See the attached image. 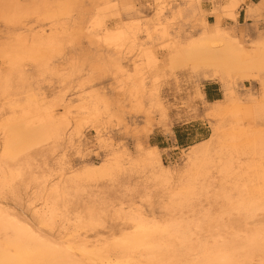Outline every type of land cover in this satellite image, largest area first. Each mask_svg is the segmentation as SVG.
Masks as SVG:
<instances>
[{
  "label": "rangeland",
  "instance_id": "1",
  "mask_svg": "<svg viewBox=\"0 0 264 264\" xmlns=\"http://www.w3.org/2000/svg\"><path fill=\"white\" fill-rule=\"evenodd\" d=\"M6 1L0 0V11ZM8 1L14 2L8 10L16 22L0 18V51L6 52L7 40L8 47L18 40L27 48L42 45L35 60L17 61L15 72L0 52L1 82L21 70L10 77L11 84L5 80L7 93L5 81L0 90V208L26 215L34 228L76 249L97 250L92 264H152L156 255L171 264H264V246H248L255 232L264 234V204L250 214L236 206L247 195L264 196L259 192L264 183V16L236 21L240 6L233 9L229 0ZM19 3L27 15H21ZM207 4L214 6L210 12ZM217 21L242 44L259 38L245 45L255 46L256 56L224 67L194 56L200 32ZM114 32L121 33L116 38ZM206 82L218 84L221 101L204 102ZM249 99L256 104L249 107ZM44 110L54 116L52 131L33 137L24 149H10L13 123L29 113L40 117ZM148 123L151 131L143 134ZM159 134L168 140L158 148L169 178L136 151L138 140L143 147L155 145ZM210 141V153L185 170L188 154ZM111 150L124 153L120 169L103 167L105 172L97 169L90 179L74 175L72 180L85 165L101 169ZM235 186L245 187L243 198ZM137 214L149 222L146 232L175 223L178 231L171 238L160 235L170 244L167 253L142 243L130 250H137L131 260L126 256L119 241L125 233L138 237L143 232L133 218ZM182 234L186 240H180ZM5 235L11 233L0 230L3 248Z\"/></svg>",
  "mask_w": 264,
  "mask_h": 264
},
{
  "label": "bare ground",
  "instance_id": "2",
  "mask_svg": "<svg viewBox=\"0 0 264 264\" xmlns=\"http://www.w3.org/2000/svg\"><path fill=\"white\" fill-rule=\"evenodd\" d=\"M3 1V0H1ZM6 1V0H4ZM8 1V0H7ZM6 1V4L4 3V9L3 7L2 10L3 11H0V18L1 20L2 19H6L7 21L11 20L12 17H14L15 15L13 14V11H11L10 9L15 8V5H14V2H7ZM98 1V0H97ZM157 1V0H156ZM230 1V5L233 7V9H236L237 7H239L245 0H229ZM30 2V1H29ZM39 3V2H37ZM45 3V1H44ZM18 4V3H17ZM20 4V3H19ZM27 4V2H26ZM32 4V2H31ZM35 4V3H34ZM47 4V3H45ZM1 5V4H0ZM22 4H20L19 6H21ZM3 6V5H2ZM19 6H16V8H18ZM27 6V5H26ZM45 6V5H44ZM24 5H22V7L19 9L20 12H21V15H22V12L24 13V15H27L28 13V10H26L25 8H23ZM46 7V6H45ZM5 8L7 11L10 10V12H7L5 11ZM8 8H10L8 10ZM33 8H35L33 6ZM15 10L14 12L18 11ZM1 10V9H0ZM14 10V9H13ZM30 10V9H29ZM49 10V9H48ZM41 11V10H40ZM161 11V10H160ZM159 11V13H160ZM233 11H237V10H233ZM8 15V13H12V16L10 17L11 14H9L7 17H6V14ZM20 12H18L20 14ZM35 12V11H34ZM38 12V10H37ZM35 12V13H37ZM40 13V12H39ZM234 13V12H233ZM264 0H260L258 1L257 3H254V4H247L246 5V8H245V18H246V21H250L256 17H259V16H264ZM34 16V15H32ZM9 17V18H8ZM27 17V16H26ZM29 17V16H28ZM8 18V19H7ZM16 17H14V21L16 20L15 19ZM260 18V17H259ZM12 19V20H13ZM5 20V21H6ZM11 20V21H12ZM236 20V19H235ZM3 21V20H2ZM16 22V21H15ZM20 21H18L19 23ZM204 22V21H203ZM17 23V24H18ZM5 24V23H4ZM22 24V23H21ZM12 25V24H11ZM24 25V24H23ZM55 25V24H54ZM204 26H207V23H204L203 24ZM4 26V25H3ZM14 26V25H13ZM21 26V25H20ZM7 27L9 28L8 26V23H7ZM16 27V26H15ZM22 27V26H21ZM25 28V27H23ZM209 28V27H208ZM27 29V28H26ZM24 29L23 32L26 30ZM10 30V29H9ZM29 30V29H28ZM51 30V29H50ZM7 31V30H6ZM20 31V29H19ZM41 31V30H40ZM14 32V31H13ZM22 32V31H21ZM22 32V33H23ZM29 31L25 32V33H28ZM51 32V31H50ZM54 32V31H53ZM119 32V31H118ZM31 33V32H29ZM115 33V32H114ZM121 33V32H120ZM120 33H115L116 35V38L117 36H119ZM137 33V32H136ZM202 35V37H199L197 39H199L200 43L198 44V47L200 48V50L198 51H193L194 52V56H198L204 60H206L207 62H209L210 64H213L215 66H219V67H224L226 65H228L229 63L231 62H242V61H246L248 62V60H250V58H246V57H253V56H256L255 54V46L252 47L251 49H248L245 47L246 44H250V43H254L256 42L259 38H256V39H252V41L250 43H246V44H242L240 43L239 41V36H235L233 34H235V32L228 28V29H224L222 28L221 26V23L219 21H217L215 24H212V27H210L209 29H204L202 32H200ZM18 34L20 33H17V38L21 39L22 36H18ZM24 34V33H23ZM52 34V33H51ZM50 34V35H51ZM8 35H12L11 33L8 34ZM7 35V36H8ZM22 35V34H21ZM37 35H38V32H37ZM37 35H35L37 37ZM50 35H48V37H50ZM134 35V34H133ZM199 35V36H200ZM5 36V35H4ZM28 36V35H27ZM25 35V38L27 37ZM40 36H42L40 34ZM137 36V35H136ZM15 36L13 38H16ZM52 37V36H51ZM107 37V36H106ZM112 37V35H111ZM133 37V36H131ZM8 38V37H7ZM24 38V36H23ZM22 38V39H23ZM29 38V37H28ZM42 38V37H41ZM113 40H114V37H112ZM110 38V40L112 39ZM134 38V37H133ZM168 38V37H167ZM40 39V38H39ZM44 39V38H43ZM195 39V38H194ZM196 40V42H198V40ZM202 39V40H201ZM264 39V38H263ZM2 40V39H1ZM14 40V39H13ZM42 40V39H41ZM134 40V39H133ZM193 40V39H192ZM31 41V39H30ZM48 40H46V43H43L45 45H49L47 43ZM50 41V40H49ZM136 41V40H135ZM194 41V40H193ZM4 42V41H3ZM10 42V40H9ZM12 42V41H11ZM10 42V44H11ZM15 42V40H14ZM24 43V40L22 41ZM21 41L18 40V42H16L17 44L15 46H13V44H11L13 46V48H11L10 46V49L9 47L7 46V44L9 45L8 43V40H7V43L4 45L6 46L4 50H6V52H2V50L0 52L3 53V55L1 56H4L5 58H7L6 60H9V64H14V67L12 66H9L11 68H14L12 71L15 72V64L17 69L19 68V60H22L24 62V58L28 57L30 58V60H35L37 57V53L39 52L37 50V48H40L39 46H41L42 44L39 43H33V46H31L30 48H27V46H24L23 43ZM133 42V41H132ZM195 42V41H194ZM192 42V43H194ZM13 43V42H12ZM51 43V42H49ZM135 43V42H134ZM15 44V43H14ZM190 44V43H188ZM197 44V43H196ZM216 44H219L218 46ZM2 45V44H1ZM0 45V46H1ZM135 45V44H134ZM192 45V44H190ZM2 46V47H4ZM188 46V45H187ZM7 47L9 50V52H7ZM26 47V48H25ZM188 49V48H187ZM186 49V50H187ZM191 49V47H190ZM54 50V49H53ZM119 50V49H118ZM44 51V50H43ZM0 53V54H2ZM121 53V52H120ZM119 53V54H120ZM196 54V55H195ZM12 56V58H11ZM192 56V55H191ZM192 56V57H194ZM259 56V55H257ZM24 60H23V59ZM27 58V59H28ZM33 58V59H31ZM197 58V57H196ZM41 59V58H40ZM199 59V58H198ZM2 60V59H0ZM5 61V60H4ZM12 63H11V62ZM18 61V63H16ZM120 61V60H119ZM42 64V63H41ZM23 65V64H22ZM22 65H20V67H22ZM47 65V64H46ZM117 65L119 66V63H117ZM8 66V65H7ZM121 66V65H120ZM20 69V68H19ZM23 69V68H22ZM118 69V68H117ZM122 69V68H121ZM10 70V71H11ZM8 70H6L5 73L8 74L7 72ZM20 73H21V70H19ZM18 71V72H19ZM13 72V73H14ZM17 72V71H16ZM17 72V74H18ZM4 73V72H3ZM19 73V74H20ZM16 74V73H14ZM12 75V73L10 72V74L8 75H11L9 76H5V80L8 79L7 81L11 84V80H10V77L12 76H19V74L17 75ZM21 75V74H20ZM214 77L218 78L219 80H222L223 83H226L224 77H222L221 75L219 74H212ZM211 75V76H212ZM1 76H4L0 73V79H1ZM4 78V77H2ZM21 78V76L19 77V79ZM2 80V79H1ZM0 80V90L2 89V85H4L3 89L6 90L7 86L8 85V82H6L4 79L3 81L1 82ZM5 81V83H4ZM4 83V84H3ZM2 89V91L4 92V90ZM9 89V88H8ZM8 89L5 91L6 93L8 92ZM10 90V89H9ZM4 94V93H3ZM99 97V96H98ZM82 98V97H81ZM101 98V97H100ZM228 99H233L232 98V93H228ZM96 101V100H95ZM97 102V101H96ZM217 103V102H215ZM247 103L249 104V107L250 106H253L254 104V101L249 99L247 101ZM254 108V107H253ZM46 110V109H45ZM43 111L42 114H40V117H35V115L33 116L31 113H29L28 117H23V118H20V120L18 119L17 122L13 123V129H12V133H11V136H12V145L10 144V149H14L15 151L17 149H24V146L25 144H27V142L32 139L33 137H39V135L41 134H47V133H50L52 131L51 127L53 126L54 124V116L53 114H51V112H48V111ZM48 110H52L51 109H48ZM28 113V112H27ZM53 113V112H52ZM34 114V113H33ZM27 115V114H26ZM24 115V116H26ZM56 119V118H55ZM64 119V118H63ZM119 120V119H118ZM16 121V120H15ZM61 121V120H60ZM64 121V120H63ZM63 121L61 123H63ZM66 121V120H65ZM77 121V120H76ZM149 121V120H148ZM37 124V129H30L29 126L31 124ZM67 123V122H66ZM55 125V124H54ZM145 126V125H143ZM151 124H147L143 130V134H147L148 132L151 131ZM53 128V127H52ZM78 128V127H77ZM60 131V130H59ZM141 132V131H140ZM139 133V132H138ZM142 134V135H143ZM138 136V135H137ZM139 139V138H137ZM261 139V138H260ZM254 141V140H253ZM256 141V139H255ZM254 141V142H255ZM258 141V139H257ZM256 141V142H257ZM262 141V140H261ZM141 142V141H140ZM139 142L138 140V143L136 144V151L138 153H140L141 157H142V160L149 166L151 167H158L160 169L161 172H165L167 174V168L164 167L161 163V158H160V151L159 149L156 147V146H153V145H149L147 147H143L142 144ZM263 142V141H262ZM213 146V141H210L204 145H202L201 147L199 148H196L194 149L193 151H191L189 154H188V159L186 160L187 163H186V166H185V170H190V169H194L196 168V165L198 163L201 162V160L203 159V157H205L206 155H208L211 151V148ZM260 147H261V144H260ZM253 148L254 145H253ZM9 149V145L7 147V150ZM256 149H258L256 147ZM256 149H253L254 151ZM261 149V148H259ZM258 149V151H259ZM262 150V149H261ZM13 151V150H12ZM121 151V150H120ZM37 153V152H36ZM30 154V153H29ZM28 154V155H29ZM33 154V153H32ZM35 154V153H34ZM33 154V155H34ZM122 155H124L123 152H117L115 150H111L110 152V157L107 158L103 161V163L101 164L102 167L101 169H99L98 165H85L83 166V168L79 171V173L77 174H73V181H74V175H76V179L78 177H82V179L84 178H88L90 179L91 176L95 173H97L98 170H103L104 168H106V172L107 171H110L111 168H114L115 169H120L121 167V164H120V159L122 158ZM37 156V155H36ZM35 156V157H36ZM32 157V156H31ZM28 159V158H27ZM29 159H34V158H30L29 156ZM2 161V160H1ZM5 161V160H4ZM29 161V160H28ZM27 162V160H26ZM32 162V161H31ZM24 163V162H23ZM1 164V163H0ZM29 165V164H28ZM100 165V166H101ZM17 166V165H16ZM24 166V164H23ZM104 167V168H103ZM108 167V168H107ZM18 168V167H17ZM110 168V170H109ZM254 168V167H253ZM98 169V170H97ZM113 169V170H115ZM261 169V167H260ZM95 170H97L95 172ZM164 170V171H162ZM167 172H166V171ZM263 171V170H262ZM95 172V173H94ZM99 172V171H98ZM102 172H105L104 170ZM232 173V176H233V172ZM263 173V172H262ZM162 174V173H161ZM169 174V172H168ZM166 175L167 177L166 178H169L168 176L169 175ZM236 174V173H234ZM96 175V174H95ZM162 178H164L165 174H162ZM229 175V174H228ZM238 175V174H236ZM90 177V178H89ZM250 177V176H249ZM71 178V177H70ZM237 178V177H236ZM81 179V178H80ZM78 178V180H80ZM165 179V178H164ZM260 180V176L258 178ZM166 180V179H165ZM168 180V179H167ZM166 180V181H167ZM262 181V180H261ZM249 182V181H248ZM254 184V183H253ZM237 186H235V188L233 189H237V191L239 190H243V188H245L244 186L242 188L239 187V190H238V187L236 188ZM91 190V189H90ZM240 191V195L239 197L243 198V191ZM259 190V189H258ZM92 191V190H91ZM188 191V190H187ZM95 192V191H94ZM191 192V191H189ZM259 192H264V183H263V186L261 187L260 191ZM96 193V192H95ZM98 193V191H97ZM239 193V192H238ZM245 193V192H244ZM251 194V192H250ZM259 193H257L258 195ZM253 198H250L248 197L249 195H247V199H243L241 200V202H239V204H237V208H241L243 209L245 212H250L252 213L253 211L255 212V210H259V209H262L263 207L262 204L264 203H261L262 200L264 199L262 197L261 194L258 195V197H261L259 198L261 200L255 196H253V194H251ZM261 195V196H260ZM98 196V194H97ZM95 197V196H94ZM238 197V198H239ZM249 198V199H248ZM256 199V200H259V201H256V200H253V199ZM239 200L237 199V202ZM1 206V205H0ZM264 206V205H263ZM6 208V207H5ZM5 208H0V230L4 231L5 233L6 232H10L11 233V236H4V239H3V245L4 243H6L7 247L6 248H3L1 247L0 245V264H92L94 263L92 261L91 258L95 257L96 255L93 254L92 252H97V250H94V251H89V250H86L84 247H81V248H74L73 246L69 245V242L65 243L63 240H61L60 238L57 239V238H54L52 237L53 235H47L45 234L42 229V231L40 229H36L34 228V226L32 225V223H30L31 221H29V219H26L24 218V216H21L19 215L18 213H15L14 212H9L10 209H5ZM11 211V210H10ZM21 212V211H20ZM90 212H93V211H89V214L92 216V214ZM138 213V212H137ZM249 213V214H250ZM37 215V213H35ZM88 214V216H89ZM34 215V216H36ZM87 217L88 219H93V217ZM95 217V215H93ZM37 217V216H36ZM33 218V217H32ZM31 218V219H32ZM35 218V217H34ZM134 220H136L139 224V229H143L142 231L143 232H140V234L137 233L138 237H132L131 235L132 234H123L124 238L123 240H118L119 241V245L121 247H123V250H124V253L126 254V256L128 258H130V255H134V253L137 251V250H132L130 251L131 249H134V246L136 249H138V246L142 248L143 245L142 243L145 245H147V247H156V249L158 250L157 253L160 254V253H167L168 251V247L170 246L168 240H162L160 238V235L161 234H166L168 235V237L174 235V233L178 230H176L177 228H175V223L174 225L173 224H165L163 227H160V228H155V229H151V231H147L149 228L147 226H145L146 224V220L144 219V217L141 215V214H137L135 216H133ZM30 219V220H31ZM37 219L41 222V223H46L44 222V218L41 216V215H38ZM35 220V219H34ZM94 220V219H93ZM93 220L91 222H89V224H91L93 222ZM36 221V220H35ZM96 221V220H94ZM36 223V222H35ZM149 223V222H147ZM34 224V223H33ZM37 224V223H36ZM151 224V223H150ZM153 224V223H152ZM151 224V226H152ZM39 226V225H38ZM150 226V225H149ZM36 227V226H35ZM137 227V228H138ZM42 228V227H40ZM137 230V231H138ZM136 229L134 232H137ZM51 234V232H48ZM136 234V233H135ZM134 234V235H135ZM255 236H259L257 238H259V240H261V242H256V237H251L249 240H248V246L249 247H254L256 248V246L258 247H261V246H264V234H261V233H258V232H255L254 233ZM8 235V234H7ZM179 236V235H178ZM122 237V238H123ZM121 238V239H122ZM171 238V237H170ZM180 240H186L185 236L182 234V236L180 237ZM155 242H154V240ZM151 240L153 242H151ZM170 241V239H169ZM181 242V241H180ZM183 242V241H182ZM259 243H262L263 245H259ZM5 247V246H4ZM146 247V248H147ZM145 248V247H144ZM143 248V249H144ZM170 250V248H169ZM171 250H172V246H171ZM128 251V252H127ZM155 251V250H154ZM173 251V250H172ZM171 252V251H169ZM219 252H222L224 253V251H219ZM122 253V254H124ZM205 253V252H204ZM122 257V256H121ZM224 259V258H223ZM129 260V259H128ZM127 260V261H128ZM131 260V258H130ZM134 260V259H132ZM152 264H171L169 262H166L164 261L162 258H159L158 255L152 257V259H150ZM198 260V259H197ZM228 260H230L228 258ZM131 262V261H130ZM133 263V261H132ZM217 263V262H216Z\"/></svg>",
  "mask_w": 264,
  "mask_h": 264
},
{
  "label": "crops",
  "instance_id": "3",
  "mask_svg": "<svg viewBox=\"0 0 264 264\" xmlns=\"http://www.w3.org/2000/svg\"><path fill=\"white\" fill-rule=\"evenodd\" d=\"M258 1H260V0H245L240 5V8L238 9V14H237L236 21H240L241 19L245 18V10H244V8H246L247 4H250V3L254 4V3H257ZM205 6H206V8L208 7L206 9L208 12H210L213 9V7H214V6H212V4H207ZM226 28L228 29V25H227ZM202 96H203L204 102L207 105H210L212 103L221 101L222 91H221V88L218 86V84L216 82H206L202 86ZM159 137L160 138H158V140H157L158 143L153 145V146H156L157 148H158V146L160 144L163 145L164 143H167V141H168L167 138L164 137L163 134H159ZM162 138H164V139L162 140ZM175 140H176V143H178L180 141V137L179 136L178 137L175 136ZM180 142H182V141H180Z\"/></svg>",
  "mask_w": 264,
  "mask_h": 264
}]
</instances>
